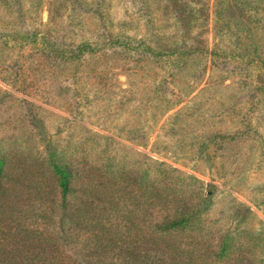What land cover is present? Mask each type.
Returning a JSON list of instances; mask_svg holds the SVG:
<instances>
[{
  "label": "rangeland",
  "instance_id": "1",
  "mask_svg": "<svg viewBox=\"0 0 264 264\" xmlns=\"http://www.w3.org/2000/svg\"><path fill=\"white\" fill-rule=\"evenodd\" d=\"M47 146L173 170L211 198L193 255L264 264V0H0V149L45 181Z\"/></svg>",
  "mask_w": 264,
  "mask_h": 264
},
{
  "label": "trees",
  "instance_id": "2",
  "mask_svg": "<svg viewBox=\"0 0 264 264\" xmlns=\"http://www.w3.org/2000/svg\"><path fill=\"white\" fill-rule=\"evenodd\" d=\"M103 160L98 169L80 168L64 150L47 146L44 181L0 149V264H203L188 232L210 196L182 187L171 169L153 167L151 174L147 167L130 181ZM229 239L219 238L216 260ZM244 260L231 261L252 264Z\"/></svg>",
  "mask_w": 264,
  "mask_h": 264
}]
</instances>
